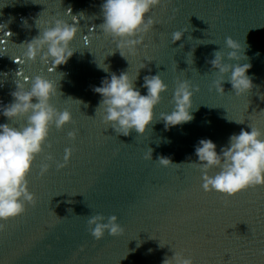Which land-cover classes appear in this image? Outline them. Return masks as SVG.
<instances>
[{"label":"water","instance_id":"obj_1","mask_svg":"<svg viewBox=\"0 0 264 264\" xmlns=\"http://www.w3.org/2000/svg\"><path fill=\"white\" fill-rule=\"evenodd\" d=\"M102 2L0 0V105L12 101L16 79L44 75L58 84L50 102L72 114L62 129L51 128L44 151L33 162L28 187L35 204L15 219L0 221L5 224L0 264H161L174 250H184L195 264H264V186L230 197L205 191L200 169L188 163L197 159L194 146L201 138L212 139L219 152L242 128L264 131V0H161L149 13L158 23L135 54L125 52L127 59L100 31ZM38 18L40 27L54 18L79 25L71 42L75 52L65 64L54 68L39 57L21 64L15 59L24 61L19 44L39 33ZM177 30L184 34L173 43L171 34ZM227 36L246 44V59L239 63L251 64L253 87L241 96L227 79L223 92L213 86L218 77L208 61L214 51H228ZM142 62L146 67L140 69ZM138 70L135 85L142 94L143 78L150 74L160 73L168 89L155 107L157 120L145 133L132 130L124 136L103 121L97 109L101 96L92 89L112 72L128 71L135 78ZM184 79L193 85L194 118L165 129L160 113L172 110L176 83ZM25 119L8 121L0 115V123L13 127ZM69 131L76 133L74 139ZM66 148L72 149L71 156L58 168ZM148 148L152 160L145 159ZM159 156L177 164L161 166L155 161ZM44 163L50 167L41 175ZM97 212L117 215L124 231L93 238L87 219Z\"/></svg>","mask_w":264,"mask_h":264},{"label":"clouds","instance_id":"obj_2","mask_svg":"<svg viewBox=\"0 0 264 264\" xmlns=\"http://www.w3.org/2000/svg\"><path fill=\"white\" fill-rule=\"evenodd\" d=\"M160 2L161 0H103L100 5L103 16L100 31L112 38L116 49L125 59V52L135 54L137 46L143 44L145 35L158 23L149 13ZM70 11L69 9L68 13ZM38 20L39 18L35 24L40 29L39 33L31 40L19 44L25 49L22 53L24 61L20 57L15 59L21 64L25 61L35 62L39 57L42 63L50 62L54 68L65 64L75 52L71 42L80 30L79 25L54 18L45 21L43 27H40ZM24 23L27 25L26 20ZM183 34L184 31H174L171 34L172 42L179 41ZM224 44L228 51L216 50L213 58L208 61L218 77L213 81V86L218 93L223 92V81L227 79L235 95L241 96L253 87L252 78L248 74L251 64L239 63L246 59L243 51L246 44L231 36L224 38ZM97 66L104 71L109 70L105 64ZM144 67L146 64L142 62L140 69ZM138 74L139 70L133 78L128 71H121L119 74L112 72L110 77L102 79L101 84L92 89L101 96L97 109L102 111L103 121L111 125L116 133L124 136L129 135L132 130L145 133L147 126L157 120L155 107L161 102L162 93L168 89L160 73L150 74L143 78L141 87L146 89V93L142 94L135 85ZM16 75L21 77V69ZM15 85V90L10 93L12 101L0 105V115L8 121L26 118L20 127L0 123V221L5 222L24 213L28 204H35V194L28 187V175L33 162L44 151L51 128L54 126L60 130L72 121L69 110H58L50 102L58 93V84L46 76H22V79L15 80ZM193 95V85L187 79L177 81L172 96V110L161 112L159 116L165 129L190 122L194 118ZM76 101L82 103L80 100ZM249 129L242 128L239 133L231 134L227 144L221 146L219 152L210 138H201L194 146L197 159L188 163L200 169L205 191H215L229 197L245 188L264 186V131L251 125ZM68 136L74 139L76 133L69 131ZM148 149L145 159L152 160L153 150ZM71 153V148L65 149L64 162L58 163V168L66 165ZM47 159L51 160L52 156L49 154ZM155 161L164 167L177 164L167 156H159ZM49 167L47 163L42 164L40 174L47 172ZM213 168L219 170L209 174ZM4 227L5 224L0 223V231ZM87 228L96 240L102 239L105 232L117 236L124 231L117 215L105 217L99 212L88 216ZM160 245L163 246L161 243ZM161 264H195V261L191 256H185L184 250H174L173 255L166 256Z\"/></svg>","mask_w":264,"mask_h":264},{"label":"snow or ice","instance_id":"obj_3","mask_svg":"<svg viewBox=\"0 0 264 264\" xmlns=\"http://www.w3.org/2000/svg\"><path fill=\"white\" fill-rule=\"evenodd\" d=\"M83 39L85 40V41H87L88 40V37H83ZM15 58H17L18 59V56L17 57H15ZM19 61V60H18ZM46 71H48V72H51L52 71V69L50 68V67H48V68H46L45 69ZM23 76H28V75H23ZM203 188V187H202ZM248 188H245V189H242V190H240L239 192H237L236 194H234V195H232V196H235V195H237V194H239L240 192H242V191H245V190H247ZM230 197V196H229ZM26 211V210H25ZM25 213V212H24ZM24 213H22V214H24ZM21 214V215H22ZM18 217V216H17ZM17 217H15V218H17ZM15 218H12V219H15ZM11 220V219H10ZM9 221V220H8ZM8 221H6V222H8Z\"/></svg>","mask_w":264,"mask_h":264}]
</instances>
